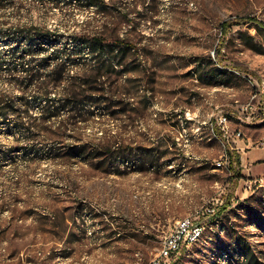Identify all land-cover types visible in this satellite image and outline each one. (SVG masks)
I'll use <instances>...</instances> for the list:
<instances>
[{
	"label": "rangeland",
	"instance_id": "1",
	"mask_svg": "<svg viewBox=\"0 0 264 264\" xmlns=\"http://www.w3.org/2000/svg\"><path fill=\"white\" fill-rule=\"evenodd\" d=\"M105 2V12L51 0L0 6V30H55L57 46L85 32L125 37L126 73L113 80L125 83L128 107L144 111L96 112L62 127L63 118L38 119L45 97L26 90L31 136L11 126L13 116L0 128V264H149L173 223L218 194L220 213L200 219L202 236L172 264H264V159H242L264 147V0ZM1 72L0 90L21 93ZM64 84L50 86L49 97H61ZM105 136L126 151L156 146L154 163L139 169L113 155L96 167L51 151ZM224 154L229 163L217 168Z\"/></svg>",
	"mask_w": 264,
	"mask_h": 264
},
{
	"label": "trees",
	"instance_id": "2",
	"mask_svg": "<svg viewBox=\"0 0 264 264\" xmlns=\"http://www.w3.org/2000/svg\"><path fill=\"white\" fill-rule=\"evenodd\" d=\"M14 1L0 0V6L12 5ZM51 2L55 6L61 3L65 5L73 3L82 7L94 6L100 12L108 9L105 0H51ZM0 37L7 40V47L0 51V74L3 71L10 86L21 91L14 94L12 90H0V128L4 125L10 126L12 123H9V119L13 116L11 126L21 133L26 132L27 138L31 136L36 118L33 119L30 114L29 103L32 98H28L25 93L32 85L36 88L35 99L45 97L39 100L41 110L38 119L48 121L63 118L62 127L65 123H88L96 112L103 117L114 118L142 116L144 111L141 110L140 114L138 108H129L122 98L126 95L125 83L118 84L113 80L118 75L126 73L123 60L132 46L125 37L107 38L85 32L73 36L69 39L70 42H63L57 46L60 38L55 30L32 25L0 30ZM247 38L249 42L246 43H252L250 40L253 37L248 35ZM49 49L51 51H48ZM38 51L47 53L37 58L35 55ZM82 51H86V56H79ZM62 81H65L62 96L57 99L49 97L48 88L50 86L56 88ZM146 104L145 102V106ZM180 116L185 122L182 113ZM112 142L105 136L96 144L69 143L57 149L52 148L51 151L57 157H82L90 163L94 161L96 167H105L113 155L120 161L133 159L139 164L138 168L146 161L150 165L155 161L153 152L156 146L137 145L126 151L123 140ZM126 152L131 157L125 156ZM2 156L0 150V157ZM224 208L225 206L221 209ZM218 213L220 212L213 216Z\"/></svg>",
	"mask_w": 264,
	"mask_h": 264
},
{
	"label": "built area",
	"instance_id": "3",
	"mask_svg": "<svg viewBox=\"0 0 264 264\" xmlns=\"http://www.w3.org/2000/svg\"><path fill=\"white\" fill-rule=\"evenodd\" d=\"M220 123L226 124V118L221 117ZM226 133V130H224ZM240 133L237 132L236 136ZM264 146V140L261 142ZM229 163L228 157L224 154L220 159L214 162L217 168L225 167ZM251 181L246 182V186L249 187ZM222 205L220 195L214 196L212 200H209L206 204L202 205L197 211L194 217L187 218L186 220L178 223H173L171 230L163 236L161 244L157 254L153 257L149 264H172V261L176 259L178 253H181L182 249L189 244L190 238L193 234L201 228L203 223L200 222L201 218H205L216 213L218 207Z\"/></svg>",
	"mask_w": 264,
	"mask_h": 264
},
{
	"label": "crops",
	"instance_id": "4",
	"mask_svg": "<svg viewBox=\"0 0 264 264\" xmlns=\"http://www.w3.org/2000/svg\"><path fill=\"white\" fill-rule=\"evenodd\" d=\"M217 133H219V132H217ZM244 153H245V156H244V158L242 157V159L245 162L251 163V162H253L255 160L264 159V147L260 148V149L253 148L251 150L245 151ZM242 166H247V164L246 163H244V164L242 163Z\"/></svg>",
	"mask_w": 264,
	"mask_h": 264
},
{
	"label": "bare ground",
	"instance_id": "5",
	"mask_svg": "<svg viewBox=\"0 0 264 264\" xmlns=\"http://www.w3.org/2000/svg\"><path fill=\"white\" fill-rule=\"evenodd\" d=\"M211 123H212V122H211ZM195 214H196V212H195ZM195 214H194L193 216H186V217H182V218H180V219H177L174 223H178V222H180V221L186 220L187 218L194 217ZM203 231H204V226H202L201 228H199V229L197 230V232H195V233L193 234L192 238H190V242H189V244L186 245V247H188L189 245L195 243V242H196V241L202 236ZM183 249H184V248H183ZM183 249H182V250H183ZM180 254H181V253H178V255L176 256V259H178V256H179ZM176 259H175V260H176Z\"/></svg>",
	"mask_w": 264,
	"mask_h": 264
}]
</instances>
